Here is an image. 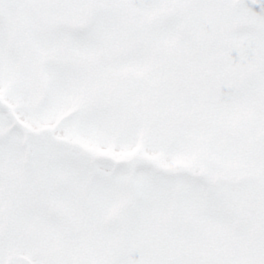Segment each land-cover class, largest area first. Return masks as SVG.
I'll list each match as a JSON object with an SVG mask.
<instances>
[{"label": "snow or ice", "instance_id": "snow-or-ice-1", "mask_svg": "<svg viewBox=\"0 0 264 264\" xmlns=\"http://www.w3.org/2000/svg\"><path fill=\"white\" fill-rule=\"evenodd\" d=\"M0 264H264V0H0Z\"/></svg>", "mask_w": 264, "mask_h": 264}]
</instances>
